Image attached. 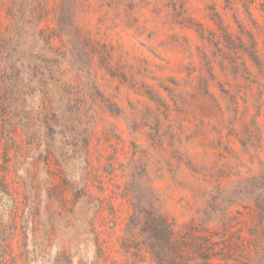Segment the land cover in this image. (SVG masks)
<instances>
[{
    "label": "rangeland",
    "instance_id": "374dc122",
    "mask_svg": "<svg viewBox=\"0 0 264 264\" xmlns=\"http://www.w3.org/2000/svg\"><path fill=\"white\" fill-rule=\"evenodd\" d=\"M229 1L76 0L70 44L52 33L61 0H46L41 27L93 120L60 130L47 104L52 122L31 137L9 113L0 120V264H155L121 248L139 162L154 206L177 230L202 217L215 186L231 192L261 171L264 12L256 2L248 16ZM9 22L0 6V30ZM251 206L230 207L233 232L248 236Z\"/></svg>",
    "mask_w": 264,
    "mask_h": 264
},
{
    "label": "trees",
    "instance_id": "16d2710c",
    "mask_svg": "<svg viewBox=\"0 0 264 264\" xmlns=\"http://www.w3.org/2000/svg\"><path fill=\"white\" fill-rule=\"evenodd\" d=\"M75 1L61 0L51 13L55 23L52 33L66 37L70 44H75L71 19ZM239 1L248 16H252L251 7L257 6L256 2L257 9L264 12V0ZM0 6H5L10 19L5 30H0V109L4 114L0 120L6 124L3 117L9 113V121L30 137L31 129L52 120L60 130L88 126L93 120L91 108L83 94L72 93L63 60L52 46L53 34L41 27L50 14L46 0H8ZM221 30L231 41L230 33ZM249 38L253 45L249 55L256 61V42L253 35ZM35 95L47 98L46 102L28 107L27 97ZM47 104L52 120L46 117ZM144 176L145 166L139 162L127 185L132 213L121 248L128 258L142 262L149 255L155 264H264V164L258 174L238 181L231 192L215 186L202 217L179 230L154 206L153 189L144 182ZM242 202L252 205L256 218L246 237L239 230L232 231L230 214V207ZM211 223L216 227L211 228Z\"/></svg>",
    "mask_w": 264,
    "mask_h": 264
}]
</instances>
